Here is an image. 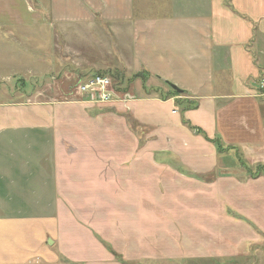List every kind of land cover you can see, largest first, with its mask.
Returning <instances> with one entry per match:
<instances>
[{
	"label": "crops",
	"instance_id": "obj_1",
	"mask_svg": "<svg viewBox=\"0 0 264 264\" xmlns=\"http://www.w3.org/2000/svg\"><path fill=\"white\" fill-rule=\"evenodd\" d=\"M111 63L147 75L148 90L185 91L199 103L185 118L229 150L195 135L141 78L105 105L60 82ZM55 66L71 72L50 79ZM0 73V85L30 83L0 90V264H123L108 250L119 240L131 262L161 261L145 252L157 241L169 260L182 250L264 264V175L239 162L264 166V0H0ZM179 202L193 218L205 212L211 244L192 241ZM229 206L239 220L220 216Z\"/></svg>",
	"mask_w": 264,
	"mask_h": 264
},
{
	"label": "rangeland",
	"instance_id": "obj_2",
	"mask_svg": "<svg viewBox=\"0 0 264 264\" xmlns=\"http://www.w3.org/2000/svg\"><path fill=\"white\" fill-rule=\"evenodd\" d=\"M21 41L22 40H20V42ZM11 42H13V41H11ZM13 43H17V42L14 41ZM23 43L25 44L24 41H23ZM18 46L19 47L16 48L17 50L19 49L21 51L22 48H24V46H22V45H19L18 44ZM112 64L113 63H111L110 65L109 64H107V65H101V67H102V69H100L101 72L109 73L110 71H116L117 70L118 72H120L122 75L125 76V73L122 71L123 70L122 67L121 68H119V67L118 68H114V67H112L113 66ZM68 68L69 67H65V66L63 68L64 70H62V68L61 67H58V66H55V67L51 68L50 79H52V77H56V78L58 77V78H60L61 75L64 73V71L65 72H67V71L71 72V69L70 68L68 69ZM88 72L89 71H86L84 73L82 71L81 73H78V71H77V72H75V74L73 76H71V75L70 76H64L63 75L60 78L61 79L60 82L62 83V85H65L66 87L69 86L68 87L69 89L71 87L73 88L74 85L77 82V78H79L78 80H80V78H82L84 80V79H87V78L91 77V74H90L91 72H89V73ZM98 72H100V71H98ZM10 74H11V76H13V73H10ZM2 76H3L2 73H0V79H1ZM75 76H76V78H74ZM125 77L128 78L127 75ZM13 78H15V77H13ZM73 78H74V80H73ZM64 82H65V84H64ZM26 83L29 86L30 83L29 82H26ZM26 83H24L23 80L22 81H20V80L15 81V79H14L13 80V84L8 83V84L0 85L1 86L0 87V90H2V87H5V88H3V90H9V89H11V91H17L19 89V90H22L23 91V89L25 88L24 85H26ZM65 86H63V87L65 88ZM17 92L19 93L21 91H17ZM5 97H6V94L5 93L4 94H1L0 95V100H3ZM97 105H105V104H97ZM150 196H153V195H149L148 193L146 194L147 201L149 200V197ZM163 196H164L163 197V200H165V202L166 201L168 202V201H171L172 200V203H176L177 197H178V201H180V200H183L184 201L186 199V197H189V195H187L185 193H182V194H175V193L170 194V193H168V194H165ZM231 196L232 195H230V196L227 195L226 198L231 199ZM163 203H164V201H163ZM179 203H183L182 204L183 206L182 207L179 206V208L173 210L174 217H177L179 219H184L185 218V219H188L190 222L193 221L190 226H187L186 227L187 229H189L188 232L190 233V236L192 237V241L196 245L203 244L205 246H208V244H211L212 241H206L205 240V237L206 238H211L212 235L214 236V233H212L211 230H208L209 228H214V226H212V227L211 226L205 227V221L203 220V215H204L205 212H202V213L201 212H194L196 214V218H193V215L191 213V210H188V209H191V207L187 208L185 206V203L184 202H179ZM121 206H122V204H121ZM196 208H197V206H196ZM193 209H195V208H193ZM161 212L163 213V218H165V215L168 216V214H170L171 210L168 209L167 207H164V204H163ZM201 214H202V218H199L201 216ZM220 216H224L225 218H230L232 220H234V219L239 220L240 219V217L238 216V214H236L235 211L233 210V208L230 207V206L227 207L226 209H223L220 212ZM115 220H117L118 223H119V230L122 229L123 231L126 232V230L124 229V227L121 225L122 221L120 219H115ZM194 221H196V224H194ZM180 227L181 226H178V228H179V231L178 232L181 233V234H184L185 231L180 230ZM198 228L200 229L199 232H198ZM203 228H204V230H203ZM161 229H162V232L169 233L173 229V227H171L169 224H164L163 223L162 226H161ZM224 229H226V232H225L226 234H233V231H234V227L233 226L229 225L227 227H224ZM115 237H119L120 238L121 236L118 235V234H116ZM179 244L180 245H183L184 242L179 241ZM192 244L193 243H191V245ZM114 246L115 247H111V246H109V247L112 248V250H113L114 253H116L119 256H121L118 253V251L120 250V248H119L120 247V240H119L118 244H117V242H114ZM144 247H145L146 255L154 256L155 254H159V252H160L161 253V257H162L161 261L155 263L152 257L151 258L147 257V259L145 261H143V262H133V261L131 262V261H125L121 257L122 258V261H125V262L130 263V264H234L235 262H237L238 264H246V260L241 259V258H238V259H227L225 261H219V260L218 261H216V260L215 261L214 260H211V261L206 260L205 261V258H201V259L183 258L182 259V256H181L182 255L181 254L182 250L181 251L178 250V256L179 257L172 258V260H169L168 257H163L165 254H168V252L166 250H169V248H165V243H161V242L159 243L157 241H145ZM116 261L119 262V263H121L117 259H116Z\"/></svg>",
	"mask_w": 264,
	"mask_h": 264
},
{
	"label": "trees",
	"instance_id": "obj_3",
	"mask_svg": "<svg viewBox=\"0 0 264 264\" xmlns=\"http://www.w3.org/2000/svg\"><path fill=\"white\" fill-rule=\"evenodd\" d=\"M104 76V75H109L112 77L113 79V88L116 91V93L120 94V95H125L128 94V92L130 91L132 84L134 83V81L138 78L142 79V83L145 89L146 88V80H147V75L146 77L144 76V74H137V75H133L130 78H126L124 75H122L120 72L118 71H110L109 73L103 72V73H98V74H94L91 76ZM147 92H156L158 94H160L161 100L162 101H166L169 99H174L175 100V111H178L182 117V123L189 128L195 135L198 136H202L206 141L211 142L212 144H214L217 148V151L219 153H222L224 151L229 150V148H225L219 140H211L207 134L200 128L195 127L194 125H192L186 118H185V113L189 110H195L198 108L199 103L197 101L192 100L188 95L186 94H178L176 93L173 89H171L168 93H165L162 91V89H151L148 90ZM71 94V93H70ZM80 101H87L88 99H84L82 97H79ZM78 99V98H76ZM241 167L246 171L247 176H249L250 178H258L262 175H264V166L263 165H258L255 167L250 166L249 164L245 163L243 159L239 160ZM211 180V179H209ZM108 250L111 251L115 257V259H117L118 261H120L123 264H130L127 263L125 261H122L121 256H119L118 254L114 253L112 248L108 246ZM68 264H73V263H69L68 261H65Z\"/></svg>",
	"mask_w": 264,
	"mask_h": 264
},
{
	"label": "built area",
	"instance_id": "obj_4",
	"mask_svg": "<svg viewBox=\"0 0 264 264\" xmlns=\"http://www.w3.org/2000/svg\"><path fill=\"white\" fill-rule=\"evenodd\" d=\"M262 88L264 89V83ZM73 93L95 104H106L120 98L113 88V79L109 75L91 76L80 80L74 86Z\"/></svg>",
	"mask_w": 264,
	"mask_h": 264
},
{
	"label": "water",
	"instance_id": "obj_5",
	"mask_svg": "<svg viewBox=\"0 0 264 264\" xmlns=\"http://www.w3.org/2000/svg\"><path fill=\"white\" fill-rule=\"evenodd\" d=\"M166 84H167L171 89H173L176 93H178V94H185V91L179 89L177 86H175V85H173V84H171V83H169V82H166Z\"/></svg>",
	"mask_w": 264,
	"mask_h": 264
}]
</instances>
